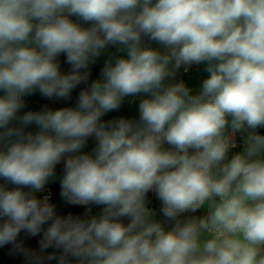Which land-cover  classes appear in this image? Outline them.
<instances>
[{
  "label": "clouds",
  "instance_id": "clouds-1",
  "mask_svg": "<svg viewBox=\"0 0 264 264\" xmlns=\"http://www.w3.org/2000/svg\"><path fill=\"white\" fill-rule=\"evenodd\" d=\"M109 46L126 57L106 61L75 107L19 115L37 90L69 97ZM200 64L209 75L198 92L167 82ZM0 93V247L11 245L10 255L29 264H264V0H0ZM140 94L138 122L102 120ZM31 124L38 131L26 132ZM237 133L244 147L229 157ZM93 136L92 153H81ZM65 156L61 197L103 206L99 215H60L34 194ZM150 191L168 230L147 206ZM21 232L42 233L39 251Z\"/></svg>",
  "mask_w": 264,
  "mask_h": 264
},
{
  "label": "rangeland",
  "instance_id": "rangeland-1",
  "mask_svg": "<svg viewBox=\"0 0 264 264\" xmlns=\"http://www.w3.org/2000/svg\"><path fill=\"white\" fill-rule=\"evenodd\" d=\"M74 22H79L82 24L83 27H89V24H84L81 21H78L76 17H70ZM116 46H109L106 48L101 56L96 60L95 63L90 64L89 68L82 71H89L90 75L86 82H82L78 85L67 98H47L42 96L39 91L37 90L31 95L25 96L22 99L25 102V107L20 110L19 115H23L28 111H40L43 110L45 107L51 109H57L61 107H75L78 102V96L81 90L90 87L91 83L96 80L98 74L103 69L106 61L111 57V54L115 50ZM58 62L61 66V72L66 74L71 71V65L66 62V55L61 54L57 57ZM2 95V93H0ZM25 131H31L35 133L38 131V127L35 124L28 125L25 128ZM236 151V150H234ZM64 172V164L59 163L56 165L55 168V178L50 180V182L45 186V189L42 192L34 193L37 197L43 198L44 196H48L51 203L56 205V211L60 215H67L69 213L73 215H82L84 212L80 207H76L72 204H69L65 199H63L60 195L61 188H60V179L62 178ZM6 182L0 179V184H5ZM6 186L11 189L14 186L11 184H6ZM25 191H30L29 189H24ZM162 204L161 201L157 202L154 207L155 211H159ZM42 238V233L38 234L37 236H28L26 233L21 232L18 240L23 243V245L27 248L34 249L39 251V241ZM11 250V245H6L4 247H0V264H29L28 260L22 254H12L10 255L9 252ZM56 252L57 255L59 254L60 250H56L53 248H49L44 253L45 255L51 254ZM45 264H58V261H46Z\"/></svg>",
  "mask_w": 264,
  "mask_h": 264
},
{
  "label": "crops",
  "instance_id": "crops-1",
  "mask_svg": "<svg viewBox=\"0 0 264 264\" xmlns=\"http://www.w3.org/2000/svg\"><path fill=\"white\" fill-rule=\"evenodd\" d=\"M144 41H145L146 45H149L153 48H156L160 51H163L162 45H159L156 42L148 41L147 37L144 38ZM117 49H118V46L115 47V50L113 51V53L111 54V57L109 59H114L117 56L126 57V52H120ZM205 68H206L205 64L192 65L191 67H189L187 74H184L183 72H176L175 78L170 79L167 82L168 83H175V82L183 81L190 89H192V91L194 93H196L200 90V87L202 85L203 80L206 79L208 76L207 72L205 71ZM101 78H102V70L98 74L96 80L101 79ZM143 98H148V96L146 94H140V95H137L135 97H126L119 109L111 111L109 113H106L102 117V120L107 121V120H112V119L123 117L126 119H133V120L138 122L139 121V107H138V105H139L140 100ZM133 99H137V100L134 101ZM241 140H242V138H241ZM95 144H96L95 137L94 136L90 137L87 140L85 146L81 149V153L91 154L93 148L95 147ZM165 147H168V145H165ZM236 152H239V151L231 150L229 153V157H231V155H233ZM75 154L76 153H73L70 155H75ZM66 159H67V156H65L64 159H62L60 163L64 164ZM146 202H147V206L150 209L154 210L155 205L157 204V202H160V200L158 199L155 192L150 191L147 194ZM206 210L207 209L205 207V208H201L200 210H198L195 213H185L181 217V219L188 217V216L201 217L206 213ZM156 218L163 223V226L165 227L166 230L171 228V224L167 220H165V218L162 216L160 211L157 212ZM122 219H123L124 223L129 222L128 218H122Z\"/></svg>",
  "mask_w": 264,
  "mask_h": 264
},
{
  "label": "built area",
  "instance_id": "built-area-1",
  "mask_svg": "<svg viewBox=\"0 0 264 264\" xmlns=\"http://www.w3.org/2000/svg\"><path fill=\"white\" fill-rule=\"evenodd\" d=\"M189 70V68H188ZM177 72H183L184 74H187V72L184 71L183 66L177 71ZM207 75H209L207 73ZM134 101L137 99H133ZM118 119V118H116ZM259 132H262V134H264V128H260L258 129ZM235 143L237 144V147L235 149L232 150H236V151H242L244 144H243V140H241V134L237 133L236 137H235ZM77 207H80L84 212H82V215H84L87 211V208H91V212L87 213V215H99L102 212L103 206H97V205H88V206H81V205H75Z\"/></svg>",
  "mask_w": 264,
  "mask_h": 264
},
{
  "label": "trees",
  "instance_id": "trees-1",
  "mask_svg": "<svg viewBox=\"0 0 264 264\" xmlns=\"http://www.w3.org/2000/svg\"><path fill=\"white\" fill-rule=\"evenodd\" d=\"M262 134V132H260ZM75 206V205H74ZM77 207V206H76Z\"/></svg>",
  "mask_w": 264,
  "mask_h": 264
}]
</instances>
